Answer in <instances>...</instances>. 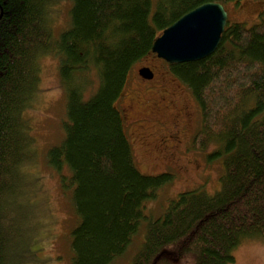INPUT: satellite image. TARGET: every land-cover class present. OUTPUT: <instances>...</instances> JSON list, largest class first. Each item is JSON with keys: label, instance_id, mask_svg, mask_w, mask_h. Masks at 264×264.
Segmentation results:
<instances>
[{"label": "trees", "instance_id": "trees-1", "mask_svg": "<svg viewBox=\"0 0 264 264\" xmlns=\"http://www.w3.org/2000/svg\"><path fill=\"white\" fill-rule=\"evenodd\" d=\"M59 1L0 0V264L10 263L19 236L7 200L32 159L25 114L47 58L59 62L66 97L64 138L47 160L62 188L73 187L72 263L112 264L145 225L131 264H233L238 233L264 231V8L251 27L228 22L209 57L171 65L200 108L193 146L215 144L209 159H222L223 174L215 194L182 192L153 218L146 204L174 175L140 171L116 103L168 27L205 3L242 0H70V25L54 37L51 9ZM117 37L114 48L109 40Z\"/></svg>", "mask_w": 264, "mask_h": 264}, {"label": "rangeland", "instance_id": "rangeland-1", "mask_svg": "<svg viewBox=\"0 0 264 264\" xmlns=\"http://www.w3.org/2000/svg\"><path fill=\"white\" fill-rule=\"evenodd\" d=\"M71 6L70 0H60L52 7L50 24L54 37L69 27ZM263 8L264 0L226 4L229 22L243 23L247 27L259 22ZM57 62L56 58L43 60L41 85L25 114L32 126L30 134L34 141L29 147L32 159L23 169L24 180L11 193L13 199L7 200L10 211L13 207L17 213L9 215L10 225L19 233L18 239L10 246L9 264H73L72 231L79 222L73 203V187L62 188L59 175L47 160L48 151L64 138L62 120L66 97ZM143 68H149L154 78L142 77L139 71ZM97 86L95 83L93 90ZM91 92L90 89L87 96ZM116 106L124 116V127L140 171L152 176L163 172L174 175L173 181L160 189L159 197L147 202V215L160 217L169 201L182 192L203 187L213 195L220 190L222 159H209L215 144V147H211V143L197 149L193 146V138L190 142L185 139L183 153L174 146L177 129L174 115L188 114L189 123L182 125H185L187 140L200 129L202 117L192 91L171 72L166 61L154 53L138 61ZM65 173L70 175L67 169ZM144 240L145 225L125 255L112 264H131ZM234 256L233 264H239L238 255Z\"/></svg>", "mask_w": 264, "mask_h": 264}, {"label": "water", "instance_id": "water-1", "mask_svg": "<svg viewBox=\"0 0 264 264\" xmlns=\"http://www.w3.org/2000/svg\"><path fill=\"white\" fill-rule=\"evenodd\" d=\"M227 23L223 4L205 3L168 27L154 42L152 52L169 64L201 61L218 49ZM139 73L148 80L154 77L149 68Z\"/></svg>", "mask_w": 264, "mask_h": 264}, {"label": "clouds", "instance_id": "clouds-1", "mask_svg": "<svg viewBox=\"0 0 264 264\" xmlns=\"http://www.w3.org/2000/svg\"><path fill=\"white\" fill-rule=\"evenodd\" d=\"M109 43L112 47H117L118 37L110 39ZM211 147H215V145L213 144ZM229 251L238 255L239 264H264V231L249 229L239 232L236 245Z\"/></svg>", "mask_w": 264, "mask_h": 264}, {"label": "flooded vegetation", "instance_id": "flooded-vegetation-1", "mask_svg": "<svg viewBox=\"0 0 264 264\" xmlns=\"http://www.w3.org/2000/svg\"><path fill=\"white\" fill-rule=\"evenodd\" d=\"M170 67L171 66L169 65V68ZM189 120H190V118L188 117V114L184 113V112L182 114H179L178 116L174 115V117H173V121L177 127L176 136H175V143L176 144L174 146L176 149L179 148L181 153H183V151L186 149L185 148L183 150V147L185 145L184 143H187V142H185V139H186V141L190 142V141H192V138H193V135H191L187 140L186 133H184L185 125H184V127H182V125L184 123H189Z\"/></svg>", "mask_w": 264, "mask_h": 264}, {"label": "bare ground", "instance_id": "bare-ground-1", "mask_svg": "<svg viewBox=\"0 0 264 264\" xmlns=\"http://www.w3.org/2000/svg\"><path fill=\"white\" fill-rule=\"evenodd\" d=\"M161 60V59H160ZM153 73V72H152ZM142 78V77H141ZM151 136V135H150ZM41 189V188H40Z\"/></svg>", "mask_w": 264, "mask_h": 264}]
</instances>
